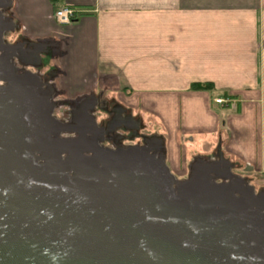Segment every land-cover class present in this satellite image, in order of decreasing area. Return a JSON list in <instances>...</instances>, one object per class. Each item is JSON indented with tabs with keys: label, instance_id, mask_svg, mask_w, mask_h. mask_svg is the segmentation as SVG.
<instances>
[{
	"label": "water",
	"instance_id": "95a60500",
	"mask_svg": "<svg viewBox=\"0 0 264 264\" xmlns=\"http://www.w3.org/2000/svg\"><path fill=\"white\" fill-rule=\"evenodd\" d=\"M9 28L0 11V264H264L263 196L229 163L178 181L157 146L63 139Z\"/></svg>",
	"mask_w": 264,
	"mask_h": 264
},
{
	"label": "crops",
	"instance_id": "0c3cea01",
	"mask_svg": "<svg viewBox=\"0 0 264 264\" xmlns=\"http://www.w3.org/2000/svg\"><path fill=\"white\" fill-rule=\"evenodd\" d=\"M6 1L27 65L60 104L111 95L175 177L199 158L264 169V0ZM63 6L78 11L70 25L54 18Z\"/></svg>",
	"mask_w": 264,
	"mask_h": 264
},
{
	"label": "flooded vegetation",
	"instance_id": "af4514ba",
	"mask_svg": "<svg viewBox=\"0 0 264 264\" xmlns=\"http://www.w3.org/2000/svg\"><path fill=\"white\" fill-rule=\"evenodd\" d=\"M24 57L26 61L30 59V56L25 55ZM81 104H84L80 108L82 111L73 112L75 115L78 113L76 115L77 126L75 128L69 127L74 129L80 138L87 137L88 143L114 150L128 146H141L145 143L155 146L148 139L143 138V142L140 139L136 141V137H142L139 132V122L118 104H113L111 108H108L106 103L99 104L95 99L87 100ZM86 110L89 111L90 115L85 112ZM96 114L100 116H96ZM225 168V164L222 162V164L217 165L216 171L221 175L226 173ZM262 196L264 199V194Z\"/></svg>",
	"mask_w": 264,
	"mask_h": 264
},
{
	"label": "rangeland",
	"instance_id": "374dc122",
	"mask_svg": "<svg viewBox=\"0 0 264 264\" xmlns=\"http://www.w3.org/2000/svg\"><path fill=\"white\" fill-rule=\"evenodd\" d=\"M3 14L6 17L5 18V22L6 23L9 22L7 20V18L9 20L11 19L10 14L7 13L6 10L4 11ZM17 34H18V32L14 31V29L12 30V27L10 25V28L8 29V31H6L4 33V37H3L5 44L6 43L9 44L12 47L13 50H15V47H16L15 57H14L15 60L13 59V63L16 65V67L18 68L19 72H24V71L27 70V71H31L32 73H34L37 76L41 77V75H40L41 73L39 71H37L33 67V65L32 66H25L23 64V62H27L26 63V65H27L29 63V60L26 61V59H24L25 58L24 56L27 55V52L25 51L24 53L23 52L21 53V47L19 45H17L18 43L20 44V42H21V41H19L20 37ZM31 57H33V56H31ZM52 89H53L52 87L49 88V87L45 86L43 91L46 92L47 94H49L51 96V98H53V102H54L53 103L54 104L53 116L56 119V121L59 123V125L61 127H63V129H64L63 132L61 133V137L63 139H67V140H70V139H72V140H79V139L87 140V137L80 138V136L78 134H76V132H74V129L69 127V126H71V127L75 128L77 126L76 125V117H77L76 115H78V113L75 115L73 112L82 111L80 108L84 104H81V103H83V102L85 103L87 100L95 99V100L98 101L99 104L106 103V107H108V108L109 107L111 108L113 106V104H118L120 107L123 108V106H121V104L118 102V100H116L114 97H112L111 95H108V94H106V95L89 96V97L83 98L81 100H77V102L75 104H73V106L62 105V104H60V100L62 99V97L54 94V91ZM85 112H87V114L89 113V111H87V110ZM89 115H90V113H89ZM97 115L98 114H96V116ZM100 115H98V116H100ZM139 117L142 119V121H140L141 123H143V124L146 123V125L150 127V117H148L147 115H145V116H140L139 115ZM141 123H140V125H141ZM139 132L142 135V137L141 138L140 137H136V141L138 139H140V141L143 142V140H142L143 138L144 139L151 138V136L149 135V130L148 129H142L141 127H139ZM148 140H150V139H148ZM145 145L148 146V145H151V144H146L145 143ZM199 159H201L203 162H205L204 158H199ZM194 161L195 160L192 161V165L191 166H193L194 163L196 162V161L195 162ZM219 161H221V160L219 159ZM205 163H209V162L206 161ZM246 167L247 166H245L244 169H241V170H235V168H234V169H232V172H233V174L234 173L236 174L235 175L236 177H239V178L245 180L249 184H252L253 187H255V191H256V193L258 195L262 194L263 191H264V169L263 170H258L257 169L253 173V170L251 172H246L245 171ZM190 173H191V169H189L183 176H176V179L178 181L187 180L189 178Z\"/></svg>",
	"mask_w": 264,
	"mask_h": 264
},
{
	"label": "built area",
	"instance_id": "2783aa9c",
	"mask_svg": "<svg viewBox=\"0 0 264 264\" xmlns=\"http://www.w3.org/2000/svg\"><path fill=\"white\" fill-rule=\"evenodd\" d=\"M78 12L69 6L62 7L55 13V18L61 25H69L72 23ZM217 104L229 105V107L235 108V102L231 99L218 98L215 99Z\"/></svg>",
	"mask_w": 264,
	"mask_h": 264
},
{
	"label": "trees",
	"instance_id": "16d2710c",
	"mask_svg": "<svg viewBox=\"0 0 264 264\" xmlns=\"http://www.w3.org/2000/svg\"><path fill=\"white\" fill-rule=\"evenodd\" d=\"M50 1L53 4V6L55 7L60 0H50ZM191 89L194 91H207V90L210 91V90L214 89V86L212 84H209V83H205V84L196 83V84H193L191 86Z\"/></svg>",
	"mask_w": 264,
	"mask_h": 264
}]
</instances>
